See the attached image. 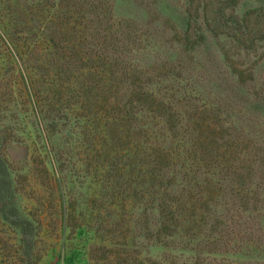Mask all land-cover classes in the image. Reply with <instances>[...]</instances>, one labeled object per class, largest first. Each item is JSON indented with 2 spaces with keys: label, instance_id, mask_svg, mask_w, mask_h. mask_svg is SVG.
<instances>
[{
  "label": "rangeland",
  "instance_id": "obj_1",
  "mask_svg": "<svg viewBox=\"0 0 264 264\" xmlns=\"http://www.w3.org/2000/svg\"><path fill=\"white\" fill-rule=\"evenodd\" d=\"M195 1L194 9L207 5L227 19L252 18L247 46L257 51L206 31L193 51L181 46L190 0H109L120 37L136 40L129 62L170 104L176 131L149 115L139 118L140 136L114 145L86 127L82 108L50 126L44 118L60 95L53 84L67 91L69 78L34 51L23 76L38 78L34 109L0 52V138L11 179L10 203L0 208L15 207L33 229L25 247L0 219V264H264V0ZM150 156L173 163L165 183L174 180L169 194L181 216L172 237L158 236L162 219L149 204ZM113 165L120 178L105 173Z\"/></svg>",
  "mask_w": 264,
  "mask_h": 264
},
{
  "label": "trees",
  "instance_id": "obj_2",
  "mask_svg": "<svg viewBox=\"0 0 264 264\" xmlns=\"http://www.w3.org/2000/svg\"><path fill=\"white\" fill-rule=\"evenodd\" d=\"M2 2L0 9L4 4ZM195 2L190 0L188 21L178 35L181 46L190 47V51H193L204 43L206 31L214 33L216 39L225 37L233 40L235 49L245 53L257 51L254 44L247 46V36L252 34V18L231 14L227 19L225 14L215 13L207 5L202 10L200 4L194 9ZM24 4L19 0H9L5 2L6 7L0 10V52L2 56L9 55V61L23 80V87L30 95L34 109L40 105V97L34 94L38 78L30 76L26 81L23 78L28 69L26 62L34 51L43 52L46 58L50 57L49 60L53 61L51 63L55 68H50L51 63L48 62V71L55 69L57 74L60 70L69 78L67 91L61 88L62 84L58 81L53 82L54 89L60 90V95L51 101L54 107L44 118L46 123L56 128L62 121L70 123V113L78 108L88 109L90 114L84 120L86 127L92 125L100 137L114 145L126 140L130 142L132 136H140L142 131L137 125L139 118L149 115L161 119L171 131L178 129L179 120L170 104L149 91L152 82L144 77L138 66L129 62L130 46L136 40L131 34L127 38L120 37L119 23L116 19L112 22L113 9L109 0H60L58 5L52 0H39L34 5L26 0ZM197 13H203V17ZM224 55L229 59L226 50ZM60 64L65 68L58 69ZM240 83L244 85L247 82L242 79ZM73 98L76 99L75 104L67 108L66 103L69 104ZM1 142L0 138V200L10 203L11 179ZM116 153L119 156L121 152ZM149 158L146 184L149 187L150 207L158 210L162 219L158 236L172 237L180 227L181 216L175 206L178 199L171 198L169 194L174 180L165 183L173 163L169 158ZM105 173L116 179L121 177L122 171L113 165ZM20 213L15 207L11 210L10 206L3 205L0 219L18 233L27 247L29 239L33 238L32 224Z\"/></svg>",
  "mask_w": 264,
  "mask_h": 264
}]
</instances>
